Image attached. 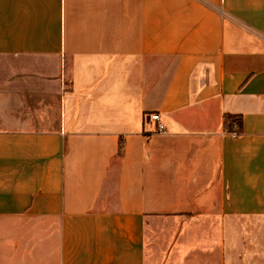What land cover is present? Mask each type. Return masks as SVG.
Listing matches in <instances>:
<instances>
[{
	"label": "crops",
	"instance_id": "1",
	"mask_svg": "<svg viewBox=\"0 0 264 264\" xmlns=\"http://www.w3.org/2000/svg\"><path fill=\"white\" fill-rule=\"evenodd\" d=\"M0 264H264V0H0Z\"/></svg>",
	"mask_w": 264,
	"mask_h": 264
},
{
	"label": "built area",
	"instance_id": "2",
	"mask_svg": "<svg viewBox=\"0 0 264 264\" xmlns=\"http://www.w3.org/2000/svg\"><path fill=\"white\" fill-rule=\"evenodd\" d=\"M149 119L150 121H154L157 123V129H156V132L158 133H163L165 132V127L164 125L161 124L160 122V115L159 114H151L149 116ZM239 134V127L238 125L236 124V129L233 131V135L236 136Z\"/></svg>",
	"mask_w": 264,
	"mask_h": 264
},
{
	"label": "trees",
	"instance_id": "3",
	"mask_svg": "<svg viewBox=\"0 0 264 264\" xmlns=\"http://www.w3.org/2000/svg\"><path fill=\"white\" fill-rule=\"evenodd\" d=\"M236 124L238 125L239 131H240L242 129L241 118L235 117V116H227L226 117V126H227L228 129H232L233 126L236 125ZM119 155H121V154L119 153Z\"/></svg>",
	"mask_w": 264,
	"mask_h": 264
}]
</instances>
